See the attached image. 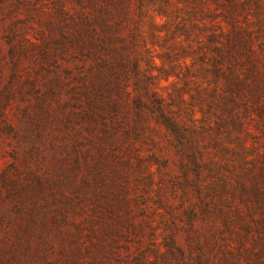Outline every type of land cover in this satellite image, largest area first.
Instances as JSON below:
<instances>
[{
    "label": "rangeland",
    "instance_id": "1",
    "mask_svg": "<svg viewBox=\"0 0 264 264\" xmlns=\"http://www.w3.org/2000/svg\"><path fill=\"white\" fill-rule=\"evenodd\" d=\"M0 264H264V0H0Z\"/></svg>",
    "mask_w": 264,
    "mask_h": 264
}]
</instances>
